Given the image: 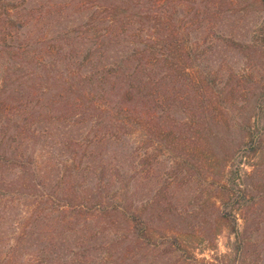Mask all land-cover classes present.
Here are the masks:
<instances>
[{"label": "rangeland", "instance_id": "1", "mask_svg": "<svg viewBox=\"0 0 264 264\" xmlns=\"http://www.w3.org/2000/svg\"><path fill=\"white\" fill-rule=\"evenodd\" d=\"M6 1L11 11L5 16L0 10L3 21L11 16L23 25L19 38L14 37L19 40L12 43L17 46L28 33L40 39L69 30L74 35L89 13L71 11L69 17L59 18L49 10L65 0ZM178 1L177 46L192 47L194 74L209 78L205 119L196 116L191 102L173 110L180 120L195 117L180 143L159 140L153 131L135 126L121 138L98 133L91 142L95 123L77 116L31 123L39 138L15 146L17 154L35 157L37 176L21 179L10 167L4 178L0 174V264H264V121L256 151L244 129L256 120L259 102L264 107V4ZM102 25L93 28L96 33ZM1 27L8 31L7 24ZM137 29L133 25L129 33ZM139 44L130 40L113 45L111 60ZM74 46L76 59H82L83 43L78 40ZM7 55L4 51L0 58V77ZM10 109L4 105L0 124L9 111L20 117L17 108ZM209 116L219 122L208 124ZM72 169L77 177L71 181L80 182L82 193L102 183L107 204L133 212L145 208L143 234L122 219L105 225L81 217L70 230L64 224L68 211L56 195L65 188L61 181L58 186L62 173Z\"/></svg>", "mask_w": 264, "mask_h": 264}, {"label": "trees", "instance_id": "2", "mask_svg": "<svg viewBox=\"0 0 264 264\" xmlns=\"http://www.w3.org/2000/svg\"><path fill=\"white\" fill-rule=\"evenodd\" d=\"M260 1L264 4V0ZM6 2L0 0V10L5 16L11 11L7 9ZM179 6L178 0H65L55 3L49 10L59 18L69 17L71 11H88L87 17H84L86 21L79 23L77 33L71 35L69 30L48 39L28 33L18 46L12 43L19 40L18 31L23 25L11 16L3 21L4 15L0 13V31L4 33L0 37V58H3L4 51L9 54L3 61L7 62V66H4L0 77V112L4 105H10V110L17 108L16 114L20 116L12 117L9 111L0 124L1 177L4 178L7 167L18 170L15 174L21 179L37 176L35 157L32 154L27 157L17 154L15 142L39 138L30 125L38 121L55 122L77 116L79 121L95 123L91 125V142L98 133L121 138L130 126L149 129L159 140L170 138L182 142L189 134L184 128H191L189 123L195 117L190 116L189 121L188 118L180 120L173 115V110L180 104L191 102L199 114L196 116L204 120V109L210 104L205 90L208 76H196L193 71V48L188 46L184 49L182 44L181 48L177 46ZM6 24L9 28L5 32L1 26ZM101 24V32L96 33L95 29ZM133 25L139 27L134 35L129 33ZM141 30L147 32L146 37L140 33ZM90 32L97 34L96 38L89 35ZM78 40L86 50L82 59H76L78 54L74 44ZM130 40L142 44L111 60L112 46ZM44 45L49 47L46 57L42 52ZM178 52L182 55H177ZM259 104L261 108L255 115L256 120L244 128L249 145L254 146L255 142L260 144L258 129L264 121V107ZM208 119L211 120L210 125L219 122L210 116L206 117V122H209ZM257 147L251 150L256 151ZM231 165L235 166L236 161H232ZM76 177L73 169L64 171L58 186L61 181L65 188L60 195H56L63 204V211H68L64 224L70 230L75 228L81 217L85 221L92 218L105 225L122 219L134 225L133 230L138 235L143 234L145 208L133 212L124 205L107 204L102 195L105 186L102 183L92 191L82 193L81 186L77 184L80 182L71 181ZM98 179L101 182L102 178ZM34 186L37 187V184ZM41 264L51 263L42 261Z\"/></svg>", "mask_w": 264, "mask_h": 264}]
</instances>
